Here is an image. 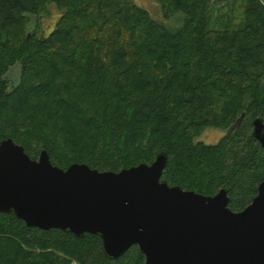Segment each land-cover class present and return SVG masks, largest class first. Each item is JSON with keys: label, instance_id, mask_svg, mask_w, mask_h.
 Listing matches in <instances>:
<instances>
[{"label": "trees", "instance_id": "trees-1", "mask_svg": "<svg viewBox=\"0 0 264 264\" xmlns=\"http://www.w3.org/2000/svg\"><path fill=\"white\" fill-rule=\"evenodd\" d=\"M156 1L165 19L183 12L182 23L170 29L135 0H0V139L34 158L45 148L62 167L120 170L165 150L162 178L206 194L225 187L240 209L264 180L252 133L264 114V0H234L241 18L228 3ZM47 14L57 17L45 28ZM209 126L225 133L196 140ZM0 264L146 256L135 243L109 257L100 233L43 229L12 210L0 211Z\"/></svg>", "mask_w": 264, "mask_h": 264}, {"label": "water", "instance_id": "water-1", "mask_svg": "<svg viewBox=\"0 0 264 264\" xmlns=\"http://www.w3.org/2000/svg\"><path fill=\"white\" fill-rule=\"evenodd\" d=\"M264 147V114L253 119ZM168 154L120 170L75 161L53 163L47 149L31 157L12 137L0 139V211L28 225L100 233L116 258L137 243L146 264H264V181L242 210L226 188L206 194L162 178Z\"/></svg>", "mask_w": 264, "mask_h": 264}, {"label": "rangeland", "instance_id": "rangeland-1", "mask_svg": "<svg viewBox=\"0 0 264 264\" xmlns=\"http://www.w3.org/2000/svg\"><path fill=\"white\" fill-rule=\"evenodd\" d=\"M138 4L144 6L147 10H149V12L152 14L153 17H155V19L162 21L163 23H165V25H167L170 29H175L176 27H178L181 23H182V19H180L182 17L181 14L177 12L176 15L170 19H165L162 15H161V10L158 8L159 3L156 0H135ZM225 3H228L231 5V11L229 15H233L234 13L236 15H239L240 18L242 17V6H240V4L238 2H235L234 0H209V4L210 6H212L214 9H218V7L220 5H224ZM158 4V5H157ZM51 11H53L54 7L50 8ZM55 11V9H54ZM228 11V10H227ZM224 12H226V10L224 9ZM56 17L57 15H51L49 16L47 14V18H45V28L49 25L53 26L54 22H56ZM49 22H48V21ZM46 21L48 22V24L46 23ZM225 130L219 127H215V126H209L206 127L202 133L198 134L196 137V140H203L205 142H216L219 140V138L224 134Z\"/></svg>", "mask_w": 264, "mask_h": 264}, {"label": "flooded vegetation", "instance_id": "flooded-vegetation-1", "mask_svg": "<svg viewBox=\"0 0 264 264\" xmlns=\"http://www.w3.org/2000/svg\"><path fill=\"white\" fill-rule=\"evenodd\" d=\"M258 115H259V114H258ZM258 115H256V116H258ZM256 116H255V117H256ZM255 117H254V118H255ZM254 118H253V119H254ZM253 119H252V122H253ZM224 130H225V129H224ZM252 131H253V123H252ZM224 133H225V132H224ZM262 181H264V180H262ZM262 181H260V182L258 183V186H259V184H260ZM222 188H225V187H222ZM219 190H220V189H219ZM227 191H228V190H227ZM217 192H218V191H217ZM217 192H216V193H217ZM257 193H258V190H257ZM257 193H256V194H257ZM214 194H215V193H214ZM256 194H255V195H256ZM255 195L253 196V198L255 197ZM229 196H230V195H229ZM253 198H252V199H251V200H250V201H249L244 207H242V208H240V209H234V208H232V207L230 206V199H229V206H230L233 210H237V211H238V210H242V209H244L248 204H250V203L253 201Z\"/></svg>", "mask_w": 264, "mask_h": 264}]
</instances>
